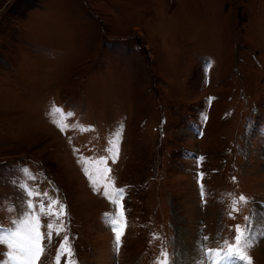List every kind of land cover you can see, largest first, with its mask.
I'll list each match as a JSON object with an SVG mask.
<instances>
[{"label":"rangeland","instance_id":"1","mask_svg":"<svg viewBox=\"0 0 264 264\" xmlns=\"http://www.w3.org/2000/svg\"><path fill=\"white\" fill-rule=\"evenodd\" d=\"M17 182L65 205L40 219L37 264L65 236L75 264H197L203 237L234 243L249 216L246 255L264 264V0H0V227ZM105 187L123 189L119 251Z\"/></svg>","mask_w":264,"mask_h":264},{"label":"snow or ice","instance_id":"2","mask_svg":"<svg viewBox=\"0 0 264 264\" xmlns=\"http://www.w3.org/2000/svg\"><path fill=\"white\" fill-rule=\"evenodd\" d=\"M52 113L60 114L61 109L53 107ZM63 115L71 117L72 112L69 111ZM63 115L61 116V119H53L52 121L61 132H64L69 127L68 124L63 123ZM122 128L123 125H121V129ZM115 135L118 136L119 133H116ZM109 145L110 146L107 149L110 154L109 158H112V162L115 163L116 158H118L119 155L118 146L113 140L109 141ZM113 149H115V151H113ZM104 161L105 158L101 157L96 163L101 164L104 163ZM83 170L86 175H89L87 168H84ZM18 171H21L24 174L26 180L33 179L32 176L28 175L29 169L27 167L19 169ZM98 171L100 170L98 169ZM107 171H110V169H107ZM89 180L92 181L91 175H89ZM233 180H235V177H233ZM14 187L18 192L22 193L23 199H21L18 204L15 200L11 201L12 207L15 208L17 215L11 221L10 227H0V245H5L7 249L6 252L0 256V264H37V261L40 260L45 251L42 242L45 238L50 242L53 232V224L49 223L47 226L49 231L45 237V234L40 231V219L43 216H55L57 218L60 216H66L65 205L61 203L58 198H50L47 191L41 193L38 190L31 188L27 183L17 182L14 184ZM92 187L94 191H99L95 186V182L92 183ZM122 194L123 189H115L113 193L109 195L107 187H105L103 192V195L108 198L113 205L117 206V211L114 214H105V219L114 233L116 251H119L120 249L121 238L124 234L122 228L117 227L120 219L123 218L122 203L121 200L118 199V197H122ZM203 195L204 190L203 185H201L202 198ZM36 197L40 198L38 204L35 200ZM45 199L48 201L47 205L44 203ZM239 199L240 201L246 202V198L243 195H241ZM235 203L236 201H233V204ZM56 206H58V210L54 211ZM37 208L39 211H37ZM124 227H126V224ZM250 227L251 216L245 217L244 225L237 224L235 226V242L229 243V241L225 240L218 248L205 249L203 247V241H208L210 238L203 237V241L200 245L202 259H200L197 264H206V261L203 258H207V264H217V261L232 256H235L241 264H252V258L246 255L247 250L253 246V240L249 238ZM64 230L65 227L61 224L56 234L59 235V232ZM61 255L68 256L65 264H75V261L72 259L74 253L68 236L64 237L63 241H61L60 247L57 249L56 264H59ZM160 255L161 257H164V260H158L157 264H167V253L162 250Z\"/></svg>","mask_w":264,"mask_h":264},{"label":"bare ground","instance_id":"3","mask_svg":"<svg viewBox=\"0 0 264 264\" xmlns=\"http://www.w3.org/2000/svg\"><path fill=\"white\" fill-rule=\"evenodd\" d=\"M258 211V216L256 218V222H257V228H259L260 230L264 231V207H259L257 209ZM187 253V252H186ZM197 255V254H196ZM188 257V256H187ZM193 259V255L191 254V252H189V260ZM196 259V258H195ZM196 261V260H195ZM190 262V261H189ZM188 263V262H187ZM191 263V262H190Z\"/></svg>","mask_w":264,"mask_h":264}]
</instances>
